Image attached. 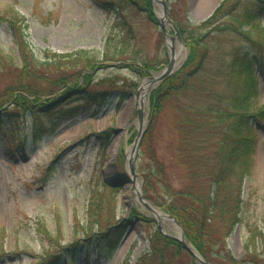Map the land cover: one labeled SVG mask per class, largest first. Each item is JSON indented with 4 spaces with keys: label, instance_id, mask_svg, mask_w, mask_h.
Instances as JSON below:
<instances>
[{
    "label": "rangeland",
    "instance_id": "374dc122",
    "mask_svg": "<svg viewBox=\"0 0 264 264\" xmlns=\"http://www.w3.org/2000/svg\"><path fill=\"white\" fill-rule=\"evenodd\" d=\"M166 1L168 14L182 19L186 10L195 22L210 17L222 2L209 0L208 10L202 13L203 0ZM161 7L154 3L156 17ZM0 12L24 18L26 41L40 60L51 52L91 56L99 67L92 75V87L110 93L95 100L82 92L53 106H34L23 116L0 115L4 121H14L9 127L19 129L0 134V264H49V255L62 246L66 251L54 264H135L149 252V235L159 225L134 194L135 179L148 202L166 214L156 198L164 204L169 187L186 183V167L179 156L178 109L188 99L179 95L164 100L154 117L150 94L159 84L145 97L144 133L134 160L136 177L123 182L130 175L128 150L139 130L136 111L140 86L150 76L159 75L171 57L163 30L137 7L125 12L127 23L122 25L94 0H0ZM259 19L264 29V12ZM241 27L249 30L248 24ZM110 33L115 35L116 46L110 48L115 62L104 59ZM176 44L184 47V55L177 61L178 71L187 59L188 48L179 39ZM18 48L8 24L0 23L3 56H13L20 62ZM143 60L153 63L148 75H143L145 70L139 63ZM241 74L240 78L228 77V83L255 82L257 93L252 101L256 110H264V64L252 73ZM9 80L0 79V95ZM4 105L11 108L9 103ZM39 128L41 133L33 134ZM253 139L254 168L243 186L242 217L260 225L264 218V121ZM151 153L162 164L160 171L150 160ZM149 170L155 173L151 199L146 197L143 178ZM92 201L102 208L98 213L102 225L117 224L125 229L114 251L104 252L95 242L82 240L83 229L93 225L90 214L96 215L95 204L90 206ZM99 225L94 223L92 229L97 232ZM162 225L164 232L178 236L174 221ZM247 235L244 222L228 239L239 264L246 262Z\"/></svg>",
    "mask_w": 264,
    "mask_h": 264
},
{
    "label": "trees",
    "instance_id": "16d2710c",
    "mask_svg": "<svg viewBox=\"0 0 264 264\" xmlns=\"http://www.w3.org/2000/svg\"><path fill=\"white\" fill-rule=\"evenodd\" d=\"M94 1L114 14L122 25L127 23L125 12L135 7L158 23L152 0ZM185 12L182 19L170 13L169 16L188 48L187 59L178 71L152 90L150 103L157 118L164 100L179 95L188 99L178 109L179 156L186 167V183L178 188L169 187L166 202L162 204L156 198V203L179 221L186 239L204 260L213 264H239L228 239L235 227L245 222L248 235L243 262L264 264V218L258 225L242 217L243 186L245 179L253 174L256 150L253 138L264 121V110H256V102L252 101L257 93L255 82L246 84L245 81L235 86L228 83V77L240 78L241 72L252 73L264 64V29L259 23L264 0H222L214 13L200 22L193 21ZM3 22L8 24L19 47L20 62L13 56H3L0 50V79L10 78L0 95V115L23 116L34 106H53L59 100L82 92L95 100L110 94L97 92L92 87V75L99 67L91 56L51 52L40 60L26 41L24 18L0 12V23ZM247 24L249 30L244 31L241 26ZM114 46L115 35L110 33L105 61L115 62L110 52ZM139 63L145 70L143 75L154 69L150 61ZM7 103L11 108L4 107ZM12 124L11 119L7 122L0 117V134L19 130L9 127ZM40 133V128L33 131L35 135ZM150 160L156 169H163L155 153H151ZM154 175L152 170L143 175L146 197L150 199ZM93 204L96 215H91L89 209L93 225L89 229L82 228V240L95 242L104 252L106 249L114 251L125 229L117 224L102 225L98 216L102 208L96 201L90 206ZM94 223H100L97 232L92 229ZM149 236L150 250L135 264H198L179 242L159 229ZM65 251L66 247L62 246L50 254L49 264L58 262ZM187 255L188 261H185Z\"/></svg>",
    "mask_w": 264,
    "mask_h": 264
},
{
    "label": "water",
    "instance_id": "95a60500",
    "mask_svg": "<svg viewBox=\"0 0 264 264\" xmlns=\"http://www.w3.org/2000/svg\"><path fill=\"white\" fill-rule=\"evenodd\" d=\"M153 3L157 2L162 6V10H163V14L164 17L167 18L170 21V25L172 27V31L173 34L171 35V40H172V44L171 47H169L170 50V60L168 65L161 71V73L157 76H150L149 80H150V88L153 87L154 85L160 84L164 79H166L168 76L174 74L177 70L176 68V60H175V46L174 43L176 42L177 39H179L180 41L182 40V37L177 29V27L175 26V24L171 21V19L169 18V14H168V5H167V1L166 0H152ZM159 20V25L161 27V29L163 30L165 37L167 36V27L166 24L164 22V19H160L159 17H157ZM139 94V93H138ZM136 114L139 117V130H138V135L137 138L135 139L134 145H133V157L129 160L128 159V166H129V177L124 178L123 182H131L132 178L136 177V171H135V164H134V160H135V156H136V152L138 149V145L139 142L141 140V137L144 133L143 130V123H144V105H139V107L137 108ZM139 201L148 209L151 211V207L150 204L148 202V200L144 197V195L140 192L139 193ZM172 221H174V223L178 226V228H180L181 230V236H173L170 235L166 232H164V228L162 223H159L158 225V229L167 237L172 238L174 240H176L177 242H179L185 250H187L194 258L195 260L199 263V264H213L210 262H207L206 260H204V258L199 254V252L194 248V246L186 239V235L185 232L181 226V224L179 223V221L169 215L166 214ZM243 264H252L250 262H245Z\"/></svg>",
    "mask_w": 264,
    "mask_h": 264
},
{
    "label": "bare ground",
    "instance_id": "6f19581e",
    "mask_svg": "<svg viewBox=\"0 0 264 264\" xmlns=\"http://www.w3.org/2000/svg\"><path fill=\"white\" fill-rule=\"evenodd\" d=\"M203 1L204 2L202 3L201 12L202 13H205V11H207L208 10V7H209L208 6L209 5L208 4V1L209 0H203ZM157 4L160 5L158 2H157ZM157 15H158V17L160 19H164V22H165L166 27H167V36H166L167 45H168V47H171V45H173V44H172V40H171L172 27L170 25V21L167 18L164 17L162 7H161V10L159 12H157ZM174 46H175V60H176V65H178L179 62H177V61L179 60L180 57L182 58L183 55H184V47L183 46H178L176 44V42L174 43ZM149 90H150V80L148 79V80L143 81L142 84H141V86H140L139 97H138L139 105L140 106L141 105H144V103H145V97H146L147 93L149 92ZM132 149L133 148L131 147L128 150L127 157H128L129 160L133 157V151H132ZM133 192H134V194H138V197H139L140 185H139V182L136 179L134 181V190H133ZM150 207L152 208L150 212L155 217V219L157 221H159V223H162L163 224L164 221H172L166 215V213H164L160 209L156 208L154 205L150 204ZM178 236H181V230H180V228H178Z\"/></svg>",
    "mask_w": 264,
    "mask_h": 264
}]
</instances>
